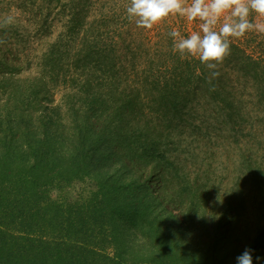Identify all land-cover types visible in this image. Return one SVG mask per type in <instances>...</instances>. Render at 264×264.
<instances>
[{
	"label": "trees",
	"instance_id": "trees-1",
	"mask_svg": "<svg viewBox=\"0 0 264 264\" xmlns=\"http://www.w3.org/2000/svg\"><path fill=\"white\" fill-rule=\"evenodd\" d=\"M129 5L0 0V264H264V34L213 77Z\"/></svg>",
	"mask_w": 264,
	"mask_h": 264
},
{
	"label": "clouds",
	"instance_id": "clouds-1",
	"mask_svg": "<svg viewBox=\"0 0 264 264\" xmlns=\"http://www.w3.org/2000/svg\"><path fill=\"white\" fill-rule=\"evenodd\" d=\"M129 20L143 29L151 30L171 15L199 23V30L182 36L173 28L169 36L173 51L181 58L198 59L213 77L231 52L233 40L250 32L264 34V23L254 16L264 17V0H130L126 8ZM251 249H245L237 264H253Z\"/></svg>",
	"mask_w": 264,
	"mask_h": 264
},
{
	"label": "rangeland",
	"instance_id": "rangeland-1",
	"mask_svg": "<svg viewBox=\"0 0 264 264\" xmlns=\"http://www.w3.org/2000/svg\"><path fill=\"white\" fill-rule=\"evenodd\" d=\"M148 173H150V171L147 172L146 174L148 175ZM136 176H137V178H139V176H141V174H137ZM95 188H96L95 181L87 180L84 183L73 184L67 190L62 191L61 193H57V196H59V198H62V197H65L68 199L71 198L73 200L83 199V198H87L89 196V194L95 190Z\"/></svg>",
	"mask_w": 264,
	"mask_h": 264
}]
</instances>
